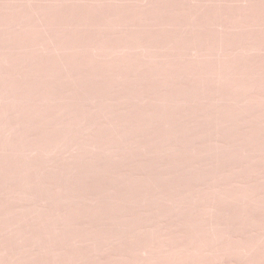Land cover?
<instances>
[{
    "label": "rangeland",
    "instance_id": "1",
    "mask_svg": "<svg viewBox=\"0 0 264 264\" xmlns=\"http://www.w3.org/2000/svg\"><path fill=\"white\" fill-rule=\"evenodd\" d=\"M0 264H264V0H0Z\"/></svg>",
    "mask_w": 264,
    "mask_h": 264
}]
</instances>
